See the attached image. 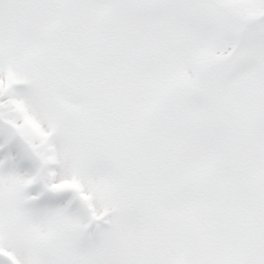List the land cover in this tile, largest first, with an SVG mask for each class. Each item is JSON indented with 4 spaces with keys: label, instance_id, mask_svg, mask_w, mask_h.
Returning a JSON list of instances; mask_svg holds the SVG:
<instances>
[{
    "label": "snow or ice",
    "instance_id": "6c2138e0",
    "mask_svg": "<svg viewBox=\"0 0 264 264\" xmlns=\"http://www.w3.org/2000/svg\"><path fill=\"white\" fill-rule=\"evenodd\" d=\"M0 264H264V0H0Z\"/></svg>",
    "mask_w": 264,
    "mask_h": 264
}]
</instances>
